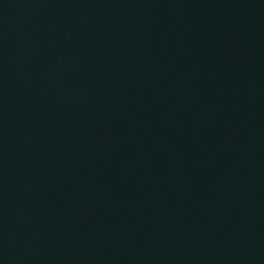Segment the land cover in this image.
Instances as JSON below:
<instances>
[{
  "label": "water",
  "instance_id": "obj_1",
  "mask_svg": "<svg viewBox=\"0 0 264 264\" xmlns=\"http://www.w3.org/2000/svg\"><path fill=\"white\" fill-rule=\"evenodd\" d=\"M0 264H264V0H0Z\"/></svg>",
  "mask_w": 264,
  "mask_h": 264
}]
</instances>
